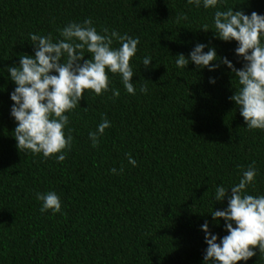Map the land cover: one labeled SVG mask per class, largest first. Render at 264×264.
Here are the masks:
<instances>
[{
	"label": "trees",
	"instance_id": "obj_1",
	"mask_svg": "<svg viewBox=\"0 0 264 264\" xmlns=\"http://www.w3.org/2000/svg\"><path fill=\"white\" fill-rule=\"evenodd\" d=\"M233 6L264 14V0H224L218 9ZM214 11L186 0H0V264H202L200 224L208 220L218 238L227 234L208 214L226 207L213 200L216 186L237 184L252 166L257 176L246 194L264 195V131L247 130L229 100L237 79L223 66L196 71L189 63L183 70L174 62L204 43L242 66L234 41L213 38ZM85 19L100 34L108 28L139 38L129 61L136 94L109 73L108 92L86 90L66 113L72 145L63 162L19 152L9 115L14 85L5 69L32 54L29 33L55 43L59 29ZM145 56L152 59L147 68ZM102 118L111 126L92 147L88 133ZM48 191L59 196L63 214L39 211L35 194ZM247 264H264V254Z\"/></svg>",
	"mask_w": 264,
	"mask_h": 264
},
{
	"label": "clouds",
	"instance_id": "obj_2",
	"mask_svg": "<svg viewBox=\"0 0 264 264\" xmlns=\"http://www.w3.org/2000/svg\"><path fill=\"white\" fill-rule=\"evenodd\" d=\"M196 8L214 9L213 38L222 42H235L234 55L242 61L237 69L226 57H219L215 47L196 43L187 58L183 54L175 56V65L185 69L189 63L196 71L206 69L213 72L223 66L237 79L239 87L229 97L239 110L247 130L264 131V14L252 11L244 14L233 7L224 11L218 9L224 0H186ZM187 19V17H177ZM200 30L208 32V26ZM61 39L52 42V37L29 33L32 54H20L18 64L6 67L7 78L14 88L9 93L11 101L9 115L15 123L13 138L19 152L39 154L43 159L54 157L57 163L65 160L71 149L72 136L65 134L68 125L66 113L79 107V101L90 90L100 96L109 91V73L119 75L124 90L135 95L134 75L129 64L137 53L139 38L120 35L115 30L102 28L100 34L91 19L82 23H67L59 29ZM119 43L112 47L113 41ZM207 49V51H204ZM87 54L88 58L84 59ZM90 54V56L88 55ZM151 57L141 59L147 68ZM209 84L215 83L209 77ZM147 88L141 85L139 92ZM112 96L119 92L112 90ZM110 122L102 118L95 132L89 131L91 146L96 147L99 137L109 128ZM70 132V130H69ZM128 163L135 167L136 162L125 154ZM120 169L110 168L109 174H120ZM257 171L249 166L241 172L239 182L231 187L218 185L213 200L226 201V207L212 211L213 226L223 222L226 235L218 236L210 231L209 221L199 226L206 247L202 254V264H247L257 253L264 254V195L246 194L247 186L254 183ZM41 213L50 211L61 213V200L54 191L36 193Z\"/></svg>",
	"mask_w": 264,
	"mask_h": 264
}]
</instances>
